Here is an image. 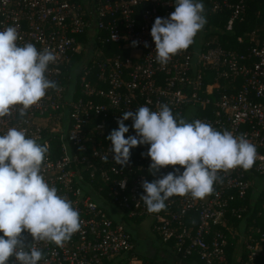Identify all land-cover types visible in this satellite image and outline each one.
Returning <instances> with one entry per match:
<instances>
[{
  "label": "built area",
  "instance_id": "obj_1",
  "mask_svg": "<svg viewBox=\"0 0 264 264\" xmlns=\"http://www.w3.org/2000/svg\"><path fill=\"white\" fill-rule=\"evenodd\" d=\"M249 1L201 0L204 27L188 49L162 65L150 33L157 17L168 18L175 10V0H0V31L16 27L19 46L32 43L38 51L51 50L56 60L46 77L57 85L25 115H20L18 105L0 118V135L15 127L48 146L41 174L71 202L81 221L79 231L63 246L35 242L43 254L38 264H228V237L216 228L226 227L227 209L234 200L264 190L255 184L264 177V21L262 32L252 31L248 42L237 38L246 46L241 52L224 48L218 36L232 35L245 22ZM222 11L229 12L224 21ZM107 44L116 51H103ZM84 58L86 64L78 65ZM161 105H167L177 120H200L218 131L243 135L256 147L254 164L219 172L212 194L204 199L188 194L167 200L163 213H149L140 197L146 195L142 181L151 173L133 158L140 149L138 162L151 164L150 145L131 149L129 163L121 167L114 162L111 142L103 140L118 128L125 111L135 113L141 106L157 111ZM124 123L129 127L125 138L135 136L132 120ZM99 162L106 165L98 170L101 180L109 184L106 207L81 186L83 173L94 180ZM113 209L127 219L154 216L152 231L168 256L137 258L126 221L115 222ZM256 234L257 238L240 239L246 258L240 253L236 264H256L264 256V232ZM20 239L25 247L33 243L27 231ZM7 264L20 262L13 256Z\"/></svg>",
  "mask_w": 264,
  "mask_h": 264
},
{
  "label": "clouds",
  "instance_id": "obj_2",
  "mask_svg": "<svg viewBox=\"0 0 264 264\" xmlns=\"http://www.w3.org/2000/svg\"><path fill=\"white\" fill-rule=\"evenodd\" d=\"M174 9L168 18L157 17L151 28L156 60L162 65L188 49L206 23L201 0H175ZM18 39L16 27L0 31V118L10 115L18 105L20 115H25L47 90L57 88L46 77L55 54L49 49L38 51L32 43L19 46ZM129 119L136 135L125 138L129 127L124 121ZM117 123L118 128L107 137L116 164L126 166L131 149L150 145V173L168 166L184 169L179 175L168 173L153 182L142 181L146 195L140 200L149 213L164 210L165 201L173 196L190 194L193 199H204L212 194L219 172L249 169L255 162L256 147L243 135L218 131L200 120H177L167 105L157 111L146 106L135 113L125 111ZM47 152L46 144L29 138L23 129L10 127L0 135V264H7L13 256L20 264H38L43 254L35 242L63 246L80 229L78 211L41 174ZM25 231L33 238L28 247L20 239Z\"/></svg>",
  "mask_w": 264,
  "mask_h": 264
},
{
  "label": "trees",
  "instance_id": "obj_3",
  "mask_svg": "<svg viewBox=\"0 0 264 264\" xmlns=\"http://www.w3.org/2000/svg\"><path fill=\"white\" fill-rule=\"evenodd\" d=\"M206 9L209 10L208 4L206 6ZM219 15V14H218ZM229 16L228 11H222V14L220 16L221 21H224L227 19ZM212 19L216 17V14H211ZM264 21V4L263 0H250L247 5V13L245 17V22L242 23L236 31L232 35H218L219 41L221 45L230 50L234 51H244L246 46L242 47V45H239L237 43V38L242 37L244 41L248 42L249 35L252 31L257 30L258 33L260 34L262 32V23ZM83 42L85 41L84 38L81 39ZM103 51L108 52V51H116L115 46L113 45H105L103 48H101ZM78 59H81V56H77ZM90 62V61H89ZM91 65V64H90ZM89 65V66H90ZM79 97L81 94V88L79 85H77V93ZM83 97V96H82ZM101 102V100H99ZM96 122H98L96 120ZM95 120L93 124L96 123ZM108 137V136H107ZM107 137L104 138V142L107 143L109 140ZM111 142V141H110ZM56 142H52L51 148L54 149V153L57 155V151L55 148L57 146L55 145ZM143 152L140 149H137V152L133 158L134 164H145L146 167H149L150 164H147L146 161L143 162H138L139 158L142 156ZM105 168L106 165L104 163H97L96 164V170H95V178L92 182H90V177L88 173H83V181H82V188L85 191V194L93 195V192L90 190H100V192L103 194V196L107 198L108 194V189H109V184L104 183L101 180L100 174L98 172L99 168ZM183 168L180 166H168L166 168H161L157 173L155 174H147L146 177L149 180V182H153L154 179H161L163 176L167 175L168 173H175L177 175L182 174ZM258 188V187H257ZM259 190V188H258ZM256 195V196H255ZM264 196V190L261 189L258 192H250L244 200H234L227 209L226 213V227H218L216 229H221L224 231V233L228 237V246L226 249V258L228 261V264H236L235 259L236 256L234 255L235 251L239 249H242V257L245 260L246 258V252L244 251L243 248H241V238H246L247 236H251L253 238H257L258 234H256V230L263 231L264 232V202L262 200V197ZM182 196H173L170 197L168 200H173V199H178ZM167 201V200H166ZM165 201V203H166ZM164 211H160V213H163ZM238 215L240 216L238 218ZM196 216V215H194ZM143 217V216H141ZM138 218V217H137ZM122 220H126L125 215H121ZM130 220L131 222H140L142 218H138L135 220L133 219H127ZM128 227V226H127ZM234 231L237 233L238 237H232L231 233ZM134 242V241H133ZM166 249V248H165ZM135 252V251H134ZM163 252L168 253V250H164ZM153 261V260H152ZM188 264V263H187ZM198 264V263H197ZM256 264H264V256L259 257L256 260Z\"/></svg>",
  "mask_w": 264,
  "mask_h": 264
},
{
  "label": "rangeland",
  "instance_id": "obj_4",
  "mask_svg": "<svg viewBox=\"0 0 264 264\" xmlns=\"http://www.w3.org/2000/svg\"><path fill=\"white\" fill-rule=\"evenodd\" d=\"M86 62H87V60L84 58V60H81L78 65H82V64L84 65V64H86ZM72 75L75 77L74 70L72 71ZM68 94H69V90H68ZM146 180L148 181L147 177H146ZM155 180H158V179H154L153 181H155ZM255 184L259 189L264 187V177L258 178L256 180ZM90 190L93 192V195L95 196V192L92 189H90ZM94 199H95V197H94ZM113 210L118 212V213L111 214L113 220L117 223H120L122 221L121 213L116 209H113ZM140 218H142V220L139 223L138 222H131L130 220H127V219L124 220V221H126V225L128 226V230H129L130 234L132 235V239L135 243L136 251L139 252V249H138L139 246H144L145 250L147 251L149 246L146 247L145 245L148 244V242H150L153 244V249L155 251H157V254H156L157 257L155 259L160 260V258H161L160 252L162 250L163 251L166 250L167 247L161 242L158 235L152 231V224L155 223V217L152 215L151 216L145 215V216L140 217ZM136 219H138V218H135V220ZM231 234H232L231 235L232 237H238L237 233H235L234 231H232ZM247 238H248V236L245 239H247ZM238 248L239 247H237V250L234 253L235 256H238L240 253H242V249L238 250ZM241 248H242V245H241ZM136 256H137V258H144L145 253L140 251V254L137 253ZM151 259H154V257Z\"/></svg>",
  "mask_w": 264,
  "mask_h": 264
},
{
  "label": "crops",
  "instance_id": "obj_5",
  "mask_svg": "<svg viewBox=\"0 0 264 264\" xmlns=\"http://www.w3.org/2000/svg\"><path fill=\"white\" fill-rule=\"evenodd\" d=\"M148 182H149V180H148ZM94 192H95V196H93V198L95 197V201H96V203L97 204H99L100 206L102 205V206H106V205H108L107 204V199H106V197L105 196H103V194L100 192V190L98 189V190H93ZM113 212L114 213H118L117 211H115V210H113ZM147 243V242H146ZM146 247L147 246H149L148 247V249H147V251L145 250V248H144V246H139L138 247V249H139V252L138 251H136V248H135V253H136V255H137V253H139L140 254V251L141 252H144L145 253V257L144 258H139V259H149V260H156L155 258L157 257V251H155L154 249H153V244L152 243H150V242H148V244H146L145 245ZM167 250V249H166ZM168 256V253H166V252H163V250L160 252V260H163L164 258H166ZM154 257V259H151V258H153Z\"/></svg>",
  "mask_w": 264,
  "mask_h": 264
}]
</instances>
